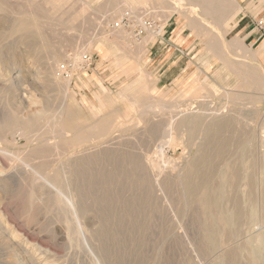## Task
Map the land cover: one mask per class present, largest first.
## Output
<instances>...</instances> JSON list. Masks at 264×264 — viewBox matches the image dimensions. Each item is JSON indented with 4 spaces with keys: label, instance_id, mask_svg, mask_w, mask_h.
<instances>
[{
    "label": "rangeland",
    "instance_id": "obj_1",
    "mask_svg": "<svg viewBox=\"0 0 264 264\" xmlns=\"http://www.w3.org/2000/svg\"><path fill=\"white\" fill-rule=\"evenodd\" d=\"M107 1L108 0L89 1V4L91 6L90 10L92 11H90V14H87L85 18V22H87L86 28L89 22H92L94 27L88 26L89 29L88 30L85 29L87 30V32H85L83 28L76 27L75 30L72 31V33L66 31L62 32V34L60 35L63 36V39L61 37L59 41L56 40V42L58 43L63 41L61 42L60 45L61 47L64 48H61V50L63 51H61L62 53L60 56L59 65L60 66L70 65V68L68 67L69 70L67 73L68 76L72 78L70 82V91L74 93V100H75L72 101V104L70 103V101L64 100L66 102V105L62 110H59L58 114L54 113V111H56L57 109L53 108V104L57 97V93L51 89L49 90L48 88L46 89V87H48L47 86L48 82L46 79L49 78V66L52 60L41 59L42 56L40 53H36L32 51L27 45H24L22 43L15 44L16 47L12 43L13 41L10 42L8 41L9 44H11L10 46L5 45V43L7 42L0 44V49H2V53H4L3 55H5V60H3L2 63H0V80H1L0 81L1 82L0 83L1 85L0 86V115H1L0 122L2 118L4 119L5 117L4 113H6L7 110H12L14 108L15 112L14 109L12 111L14 113H19L20 116V119L18 118L19 122L22 119H23L22 122H24V120H26L27 118L31 119L32 122L31 123L29 122V124L31 127V131H35L33 132L34 134L36 133L37 130L47 129L48 125H49L48 127L50 128L54 126L50 121L52 116L60 117V118L62 117L61 118L62 125L65 127V129L69 130L70 132L73 129V127L74 129H77L75 131L72 130L73 134L78 133L77 135H79L81 133L80 136L84 137L85 135H88L89 132H91V135L93 136V140H90V142L80 147L89 148L90 153L92 152L93 154L97 153L96 158L99 161L95 164L94 166L95 169L96 170L98 169L96 165H99L98 167H100V165L103 164L102 168H99L97 171L95 170L96 172H98L97 175L100 173L99 171H101V169L104 168L103 166H105L104 169L105 171L111 168L110 164H107L103 159L104 156L101 155V152H103V150L104 152L109 151V153L111 152V154L115 153L114 150H116V154L117 153L120 154L123 151L127 153L128 151L129 153L135 155L137 158H139L140 156V160L143 161L145 157L144 152H147L151 148V146L149 147L151 140L147 134L148 132L147 131L148 129L146 127L147 122L144 121L145 120L144 118H141L138 112L139 108L133 106L131 100L133 98L136 100H142L146 96L145 93L143 94L142 89L144 86H146V84H148V81H146V77H144V75L145 76L149 75L150 78L156 82L154 83V92L150 94L155 100L157 98L162 100L163 102H167V103L171 102L178 105V108L175 109V113H174V115L177 114L176 118L184 114L185 117H190L195 115L198 116L199 114H203V113H204L203 115H205L206 113V116L208 117L207 122L208 119L212 120L221 117L222 119L228 117L234 118L235 116L237 117V118L235 117V119H237L239 123L237 122L236 126L237 128H239V130H242L240 132H243L240 134H241V139L243 138V144L247 149L246 150L247 154L245 153L244 155L245 157L244 156L238 157V155H236L235 157L238 159V161L237 159L235 160V158H233L234 160H231V162L237 161L238 163L236 162L237 163L236 165H238L239 169L241 170L243 168V170L247 172L244 173L243 170L240 171L239 174L240 177L235 183L234 189L231 190V188L229 187L225 188V193L227 192L230 194L226 195V197L229 198L228 200L224 199L225 202L223 200L221 208L225 209L226 211L228 210L231 211L232 209L235 208L234 200H236L244 216H242V218L239 220L240 222H236V224L230 226L231 228L229 229L228 228L225 229L222 226H218L219 228H217V230L219 229L218 230L219 233L218 232L217 233L220 234L221 236L219 235V238L217 237L218 243H216L217 244L216 247L214 246L213 247L214 249H209V250L204 248L207 247L205 246L206 244L203 237L204 229L200 227H203L204 223L206 224V222H204L205 220L203 219V217L198 216V209L195 206L193 208V206H191L190 203L187 202L188 200L185 197V193L181 186L182 183L180 182L182 181L181 177L184 176V172H185L184 170L186 166H188L190 162H192L195 159L196 155H198L199 146L203 141L201 136H197L198 138L195 140L194 144L190 147L187 146L186 150H183V147L181 145H180L181 147L178 146L176 148L172 147L169 149V157L171 158L172 163L174 162V164H176L177 166L176 171H172V170L167 171L169 167L165 168L166 165H163L164 163L160 162V164L162 163L161 165L163 166H161L160 164L159 166L161 168H165L164 170L165 172L162 173L163 175L160 174V176L158 177L157 176L153 177L151 176L150 173H147L150 176L149 179L152 182L151 184H153L152 185L153 192L152 190L149 191V193L152 195V196L149 195V198L151 199L152 202L149 199L150 201V202L148 201L149 207L147 208L146 205L145 206L146 208L142 212L144 216L142 213H140L142 217L138 215V218H136L137 212L135 214L134 211H132L133 214L131 213V217L133 218V215L136 216L132 220L130 215L124 214L127 216L126 217L122 214L124 211L121 212L120 209H118V208H122L121 210H124L123 208L126 207L125 203H128L131 199V196L134 194L128 190H125L124 192L125 193L131 192L132 193L131 196L129 193H128L129 195H126L123 192L124 195L126 196L122 197V201L120 200L121 198L118 199L119 201H121L120 203H122L123 205L122 204L121 205L124 207H121V205L118 206L119 202L117 204L115 203V205L112 206L114 207L115 211L114 209L112 211L111 209L112 207L108 208L109 209V211H107L109 212L107 213L108 218L107 216H105L106 212L102 211L100 206H98L96 203L91 201L92 200L91 199L90 202L88 200L87 201L88 203L86 204L87 207L89 208V212H87L89 214L86 213V216L80 214L79 216V212H78L79 219L76 221H79L81 223L82 229H80L79 231L80 234H77V236L72 240L71 238L67 237L70 226L68 224L72 223L73 225H76L77 222L70 218L71 217L70 215H72L70 212L67 211L65 213L66 214L65 217L64 216L65 214L63 213L65 210L62 211L59 208L56 209V206H54L53 204L45 202L47 201L46 199H48V197L53 194L51 188L47 186L44 182L38 180L36 184L35 183L34 185L32 184V188L35 192V199L33 201L30 200L29 198L30 190L28 189H30L31 186H28V184H26L25 186L20 184L21 181L20 178L22 177V174H20L19 171H22L23 167H21V164L18 161L8 160L7 158L0 155V264H114V263L119 264V262L120 264H228V263L230 264L231 262H233V264H251L252 257L256 258V264H264V240H263L264 239V167H263L264 166V94L263 92L261 93L257 90H252L253 86L250 85L248 86L241 85L242 84L241 79L237 77V75L232 71V69L228 67L226 63L218 59L215 53H212L213 51L210 52L208 46H206L207 36L204 35L200 37L197 36V34L191 32L190 29L186 26L185 21L180 19L177 14L173 15L168 21H165L164 18L165 14L158 13V16L155 17V15L152 14V9L151 10L146 9L145 12L143 11L144 9H139L137 11L130 12L127 8H124V6H122V8L120 9V13H115L113 10H109L108 12H104L103 10L102 11L100 10V13L97 12L98 8H101ZM254 1L257 0H244L240 5L241 7L244 8L250 2H253L254 4ZM9 2L11 3L9 4ZM9 2H8L9 5L15 6L17 0L16 1L10 0ZM77 7H79V5L75 6V9ZM121 12L122 14L125 12L124 16L123 15L121 16ZM93 14L96 16H94ZM237 14L235 15V17L237 16ZM130 15H133L134 17ZM110 16L111 19H109ZM5 17L7 16H5L3 12H0V20L6 21ZM119 22H120L119 27H122L124 32L127 34L128 43H134V42L140 43L143 40L146 34V30H143L144 29L143 25L146 26V28H151V30L153 31L156 30L154 35V40L148 43L147 45H145L141 50V52L138 53V55L140 54L138 57L140 56L141 57L140 58L137 57L138 58L137 61L140 60L138 61L139 68L143 72H145L144 75H142L141 72L137 71L130 77L122 79L121 78L122 75L119 72L115 71V68L112 66L113 58H111V56L109 57V55L106 53L105 50L99 48L98 45L92 47L89 50L86 48V45L83 43L84 39L91 41H93L92 39H94V42H102L106 46V48L111 49L112 46L109 43V41L105 40V36L106 35L110 36L109 40H112V34L118 31L117 29H119L116 26L117 23ZM233 22L231 24L229 32L225 36V41L227 42V44L230 43L235 36H237L236 33L233 32V28H232ZM85 33L88 34L85 35ZM74 34H76L77 36H75ZM88 35L89 37H87ZM70 37L75 41L70 39ZM15 38H17V36ZM66 42L70 45H67ZM132 46L134 47V44H132ZM246 46L250 48V46L248 45ZM84 48L85 50L88 51L86 54L92 57L93 59L92 67L88 69H84L81 65L82 61L80 62V64H78L79 66L72 65L71 67L72 64L71 57H73L74 53H76L74 51L78 52L83 50ZM229 52H231L230 58L234 59L235 52H233L230 49ZM13 56H16V58L20 57L19 58L20 61H22V63L27 67V68L25 67L27 71L25 72L27 73V77L23 82L21 91L18 94H15L14 91L12 89L7 88V86L5 87L6 84H4L5 81L2 77L3 72L6 70L5 65H7L6 63L7 59ZM253 64L255 66L254 70L256 72H259L260 76L264 78V70L259 66L258 63L253 62ZM158 65L160 66L158 67ZM172 65H176V68L171 69L170 74L176 75L177 76L176 80L168 83L165 81L166 79H162V81L159 83L158 82L159 75L162 72L169 69V67ZM38 74L40 75L39 77ZM54 74L55 77L56 78L58 77L60 81L64 82L67 79L66 75L60 74V71L55 72ZM39 78L41 80H39ZM198 79H200L201 82H203L209 90L206 91L203 97L183 100L181 98V94H182L181 92L183 91V88H186L188 85H193L194 83H196ZM137 86L139 88H137ZM102 87L104 88L105 91H103ZM127 87L134 89V90L126 91L130 97L124 98L119 96L120 93L125 92V89H127ZM226 92L232 95L245 94L246 92H250L253 95V99L250 100L247 99V102L246 100L236 101L227 98L224 99ZM257 93H261L263 96ZM18 95L21 98L26 96L25 98L27 104L25 103L24 108H22L21 106L19 107ZM49 95L51 97H49ZM46 98L47 101H45ZM29 101H31L33 105L30 104ZM61 101H63V99L62 96L60 95L56 103L59 104ZM255 101L257 104H255ZM34 102H35V106H34ZM47 102L48 104H46ZM69 104L71 105L68 106ZM46 105H47V109L48 108L50 109V110L48 109L49 116L47 117V119L49 118L48 119L49 122L47 123L44 120L42 121L41 118L38 119V117L36 116L37 111H39L41 108L43 109V106L46 107ZM91 105H93L94 108H91L90 107ZM23 112L24 113L27 112V113L24 114ZM69 112H73V113H71L70 115ZM183 112L185 113L183 114ZM137 114L139 118L138 116H135ZM167 116L168 115L166 114H155V115L150 114L148 117L150 118L149 121H151L154 124L157 123L159 124V121L160 124L161 123L163 124L166 122L167 118H169ZM163 117H166V119H164ZM36 119L38 120L37 122ZM153 120L156 123L153 122ZM38 122H39V126L37 124ZM96 123L97 125H95ZM143 124L146 125L144 126ZM32 127H34L33 128L34 130H32ZM143 128L144 130H142ZM102 130L107 131L106 135L104 137H98L100 131ZM15 132L18 135H20L17 131ZM15 132H13L8 136V142H9L8 144L10 145L0 143V146L2 148H6L11 153H18L20 156H24L30 152L29 149L30 150L31 149L33 150V148L37 149L42 144L38 140H35L29 144L25 140V137L20 135L21 137L20 138L17 134H15ZM145 132L147 137L145 135L140 136ZM131 134H133V136ZM134 137L137 138V140ZM142 137L146 139L144 140ZM183 139L185 140V137ZM51 141L54 140L51 139ZM120 141H122L123 143L121 142L120 144ZM13 143L16 147L12 145ZM117 144H119L121 147ZM128 144L130 146H128ZM115 145L116 147H114ZM112 146L114 149L113 148L110 149V147ZM131 146L133 148H131ZM141 146L144 147V150L140 151V149H142ZM80 147H76L74 149L80 150L81 149ZM122 147L124 148V150L120 149ZM126 147H127V151L125 150ZM106 148L108 150H106ZM130 149L132 151H130ZM137 149L140 153L137 151ZM133 150L135 151L133 152ZM141 152H143V159L141 156L142 155ZM98 153H100L101 156ZM66 157L63 159L64 162L67 159ZM100 157H102L101 160L99 159ZM247 158H249L250 161ZM246 159L248 161H246ZM243 161L244 162L246 161V164H244ZM221 163L223 166H221L219 163L216 164L217 166L216 168H218L219 165V168L216 169V172L217 170L218 172H220L223 169V167L227 168L229 166V163H227L226 161L224 164L223 162ZM248 163H250L251 165ZM247 164L248 166L249 165L251 167L253 166L252 167L253 169L251 167H248ZM125 165L127 164L121 165L120 167L121 170L122 169L124 170V168H126L127 171L128 169H131V166L128 165L130 167L128 168V166ZM56 166L57 168H59L58 167L60 166L59 162H57L55 167ZM242 166H244L245 169ZM19 167L20 169H18ZM16 169H18L17 173H15L17 171ZM248 169L250 171L252 170L251 173H248L249 172ZM247 174L250 175L248 176ZM171 176L173 177L171 178ZM214 177H215L214 179H216L217 181L216 175ZM164 178L171 182L170 185L172 184V187H169V190L166 189L167 192H165L164 187L162 190L163 180H165ZM1 179H4L5 181H1ZM212 181L213 183L211 184V187H213L215 183V180ZM216 184L217 182L215 183V186L213 188L216 187ZM99 188L100 187H97L95 191L97 195H95L96 194L95 193L93 197L98 196L99 193L101 194V190ZM98 190L99 193L97 192ZM170 192L172 193V195ZM180 192H182V194ZM127 197L130 199H128ZM182 197L184 198V200ZM92 203L96 204V206L94 204L93 206ZM152 204H154V206ZM116 205L118 207H116ZM151 205L152 208L150 207ZM97 208L100 210H98ZM110 210L115 214L112 213ZM145 212H147L148 215ZM102 213H104L105 220H104V216L102 217L103 215ZM117 213L118 214L121 213V214L118 215ZM109 214L110 215L113 214L115 218L114 217L112 218L113 215H111L110 217ZM122 215H123V220H121L120 218L119 220L117 216L120 217ZM196 215L198 216V220ZM67 217L71 220V222H69L68 224L64 219ZM116 218L118 219V221H116L117 220ZM199 218L201 219V224L203 225L199 224L200 222L198 223V221H200ZM137 220L140 224L137 222ZM119 221L121 223L125 221L126 223L123 222L122 224H120ZM202 221L204 223H202ZM105 223H107L108 225H105ZM132 223H137V224H132ZM126 224L127 226H125ZM128 224L129 226H132L131 228L133 229L129 228ZM101 225L102 226L104 225L106 227H104L103 229ZM119 225H121L122 227ZM137 225L140 227L138 228ZM115 226L117 227L119 226V227L116 229ZM100 227L102 229H100ZM114 227L116 230H114ZM223 228L224 230H222ZM97 229L100 231H98ZM108 229L110 230L113 229L112 231H114L113 233L111 231L112 233L111 236L108 234L110 233ZM126 229H128V233ZM96 230L98 231L99 234L97 233ZM130 230H134L135 233L134 231L132 232ZM81 231L83 233L82 235H81ZM119 231L121 232L119 233ZM201 231L203 232V235L201 234L202 233ZM92 232H94V234ZM100 232H104L103 234L104 237L105 236L108 237L109 235V238L107 239V237H105L106 238L105 239L103 236L101 237ZM117 232L119 233V235ZM89 233L93 234V236L90 235ZM105 233L108 235H105ZM96 234L100 235L101 239L100 237H97ZM113 234H115L114 237L115 239L113 238L114 236ZM96 239L98 240L94 241ZM105 240L108 243H106ZM98 242L99 243L102 242L103 244L101 243V245H99ZM107 244L109 245V247ZM121 244L124 246H122ZM99 246L103 248L101 249L100 252H102V250L103 252H107V254L104 255L105 257L103 256V254L105 253L99 252L100 250ZM109 250L111 251V254ZM232 252L233 253L235 252L237 255H235V253L232 254ZM109 254L111 255V258H109L110 257ZM229 255H230L229 259L235 258L234 259L235 263L231 259L230 261L228 259L229 262L227 261Z\"/></svg>",
    "mask_w": 264,
    "mask_h": 264
},
{
    "label": "bare ground",
    "instance_id": "obj_2",
    "mask_svg": "<svg viewBox=\"0 0 264 264\" xmlns=\"http://www.w3.org/2000/svg\"><path fill=\"white\" fill-rule=\"evenodd\" d=\"M9 1L10 0H0V12H3L5 14V16H7V17H5L6 21L0 20V44L7 42V43H5V45L10 46L11 44H9V42L13 41L12 43L15 46V44H18V43L21 44L22 43L24 45H27L32 51H34L36 53H40L42 56L41 59L52 60L50 63V66H49V78L46 79L48 82V85L46 84L48 86V87H46V89L47 88H48V90L51 89L57 93V97L54 101L53 108L57 109L56 111H54V113L58 114L59 110H62L65 107V105H66L65 101L68 100L72 104V101H75V100H74V93H72L70 91V82H71L72 78H70L69 76L68 77L66 76L67 79L63 82V81H60L58 77L56 78L55 74H54L55 72H59V68H60L59 61H60V56L62 53L61 51H63V50H61V48H64V47L60 46L61 42H63V41L58 43V42H56V40L59 41V39L61 37L63 39V36L60 35V34H62V32L66 31V32L72 33V31H74L76 27H80V28H83L84 30L85 29L88 30L90 26H93V23L89 22L88 23L89 27L87 26V28H86L87 22H85V18L87 16V14H90V11H92V10H90V8H91V6L89 4L90 0H17L15 6L9 5L11 3ZM243 1L244 0H108L101 8H98L97 12L100 13V10L101 11L103 10L104 12H108L109 10H113L115 13H120V9L122 8V6H124V8H127L130 12H134V11H137L139 9H144L143 11L145 12L146 9L147 10L152 9V14H154L155 17L158 16V13L165 14L164 15L165 21H168L173 15L177 14L180 19L185 21L186 26L190 29L191 32L197 34V36H200V37L204 36V35L207 36L206 46H208L210 52L213 51L212 53H215V55L218 59H220L221 61L226 63L227 66L232 69V71L237 75V77H239L241 79V82H242L241 85L253 86L252 90H257L261 93L263 92V94H264V78H262L260 76L259 72H256L254 70L255 66H254L253 62H256V60H255L254 56L252 55L253 53L252 52L250 53V51L248 50V47H246L243 44L242 40L238 36H235L233 38V40L228 44L225 41V36L230 30V27H231V24L233 22L235 15L239 11H241V9H242L240 4ZM8 2H9V4H8ZM77 5H79V7H77L75 9V6H77ZM127 9H125V10H127ZM122 12H123V10H122ZM122 12H121V16L122 15L124 16V13L126 11L123 14H122ZM105 15H103V16H105ZM136 15H138V14H136ZM94 16H96V15H94ZM114 16H116V15H114ZM130 16H133V15H130ZM103 19H105V18H103ZM109 19H111V16ZM116 26L119 28V29L116 28L118 31L114 32L113 34L110 33V34H112V40H109L110 36L104 35L105 40L109 41V43L111 44V46H112L111 49L106 48V46L102 42H94V39H92L93 41L84 39L83 43L86 45V48L89 50L92 47H95L96 45H98L99 48L105 50L106 53L109 55V57L111 56V58H113V65L112 66L115 68V71L119 72L122 75L121 76L122 79L130 77L131 75H133L137 71L141 72V74L144 75L145 72H143L139 68L138 61H140V60L137 61V59L141 57V56L138 57L140 55V54L138 55V53L141 52V50L143 49V47L145 45H147L148 43H150L154 40V35H155L156 30L153 31V30H151V28H146V26L143 25L144 29L143 28L142 29L146 30V34H145V37L143 38V40L140 43H136V42L128 43L127 42V34L124 32L122 27H119L120 22L117 23ZM60 30H62V31H60ZM87 30H85V32H87ZM88 32H91V31H88ZM67 34H70V33H67ZM87 34L88 33H85V35H87ZM74 35L77 36L76 34H74ZM16 36H17V38H15ZM87 37H89V35ZM95 37H96V35H95ZM99 37H101V36H99ZM129 38H130V36H129ZM68 39H69V37H68ZM70 39H72V38L70 37ZM80 39H81V37H80ZM72 40H74V39H72ZM103 40H104V38H103ZM77 41H78V39H77ZM69 42H71V41H69ZM64 44H63V46H64ZM66 44L70 45L67 42H66ZM132 44H134V47L132 46ZM5 45H4V47H5ZM74 46H76V45H74ZM203 46H204V44H203ZM6 48H7V46H6ZM229 49L232 50L233 52H235V55H234L235 58L234 59L230 58L231 52H229ZM13 52H14V50H13ZM74 52H76V53H74L73 57H71V63H72L71 67H72V65L79 66L78 64H80V62L82 61L83 56L87 55L86 53L88 51L85 50V48H84L81 51H78V52L74 51ZM3 54L4 53H2V49H0V63H2L3 60H5V55H3ZM142 54H144V53H142ZM16 56L8 58L7 62L4 61L7 63V65H5L6 70L3 72L2 77L5 81L4 84H6L5 87L7 86V88L12 89L15 94H18L21 91V87L23 85V82L25 81V79L27 77V73H25V72H27L26 71L27 67L22 63V61H20V59H19L20 57L16 58ZM35 65H36V63H35ZM3 69H4V67H3ZM39 76L40 75L38 74V77ZM144 77H146V81H148V84H146V86H144L143 89L142 88L141 89L143 90L142 91L143 94L145 93L146 96L142 100H136L133 97H132L133 99L131 100L132 105L139 108L138 112H139L141 118H144L145 119L144 121L147 122V125L146 124H143V125L144 126L146 125V127L148 129L147 134L151 140L150 141L151 143L150 144L148 143L149 147L151 146V148L147 152H144L145 153L144 159H143V152H141L142 153L141 156H142L143 161L140 160V156H139V158H137L135 155H133L127 151V147L130 146L129 144H128V146L126 145L127 147L125 149L127 151V153H125L124 151H123L124 152L123 153L120 150L123 154L122 153L116 154V150H114V152H115L114 154H111V152L109 153V151L104 152V150H103L104 153L101 152V155L104 156L103 159L105 160V162L107 164H110L111 168L108 169L107 171H105L104 170L105 166H103L104 168L101 169V171H99L100 173L97 175L98 172H96V171L99 168H102V165H103V164L100 165V167H98L99 165H96L98 169L97 170L95 169L94 166L99 161L96 158L97 153L96 154H93V152L90 153L89 148L80 147V146L85 145L88 142H90V140H93V136L91 135V132H89L88 135H85L84 137L80 136L81 133L79 135H77L78 133L73 134L72 130L75 131L77 129H74V127H73V129L70 132L69 130L65 129V127L62 125V119H61L62 117L60 118V117H53L52 116L50 121L52 122V124L54 126H52L50 128V127H48L49 125L47 124L48 125L47 129L37 130L36 133L34 134L33 132H35V131H31V127L29 124V122L30 123L32 122L31 119L25 118L26 120H24V122H22L23 119L21 118L22 120L19 122L18 121V118L20 119L19 113H14L15 112L14 108H13L14 112L12 111L13 110L12 108H11L12 110H7V112L4 113V116H5L4 119L2 118V120L0 122V143L10 145V144H8L9 143L8 142V136L10 134H12L13 132L17 131L21 136L25 137V140L29 144L35 140L40 141L42 144L37 149L36 148H33V150L29 149L30 152L24 156H20L18 153H11L6 148H2L0 146V155L7 158L8 160L18 161L21 164V167H23V170L21 169L22 171H19V173L22 174V177L20 178V180H21L20 184H22L23 186H25L26 184H28V186H31L30 189H28V190H30L29 191L30 200L33 201L35 199V192L32 188V184L33 185H34V183L36 184V182L38 180L42 181L47 186H49L51 188V190L53 191V194L50 195L48 197V199H46L47 201H45V202L53 204L54 206H56V209L59 208L62 211L65 210L63 212L64 214L67 211L70 212L72 215H70V214L69 215L71 216L70 218L72 220L76 221L79 219L78 212H79V216H80V214L86 216V213L89 212V208L87 207L86 204L88 203L87 201L89 200V202H90L91 199H92L91 201H93L98 206H100L102 211L106 212L105 216H107V218H108V214H107V213H109V212H107V211H109L108 208H111L113 205H115V203L117 204L118 202H119L118 206H120L122 204V203H120L122 201V197L129 195V194L131 196L132 193H134V194L131 196V199L128 198L129 196L127 197L128 199H130V201L128 203H125L126 207L123 208L124 210H121L122 208H118V209H120L121 212L124 211L122 213L123 215L124 214L130 215V217H131L132 211H134L135 214L137 212V217L135 215H133V218L134 217L138 218V215H140V213H142L146 207L147 208L149 207L148 205H149V202L151 201V199L149 198V195H151L149 193V191L152 190L153 184H151L152 182L149 179L150 176L147 173H150L151 176H153V177H155V176L158 177V176H160V174L165 172L164 171L165 168L169 167L170 170L167 169V171H171V170L176 171L177 166H176V164H174V162L172 163V160L169 157V149L172 147L176 148V147L181 145L183 147V150H186L187 146L190 147L194 144L195 140L198 138L197 136H201L203 141H202L201 145L199 146L198 155H196L195 159L192 162H190V164L188 166H186V168L184 170L185 171L184 176L181 177L182 181H180V182L182 183L181 186H182L183 191L185 193V197L188 200L187 202H189L190 205L193 206V208L195 206L198 209V216L203 217V219L205 221L203 219L202 220L204 222H206V224H205L202 221V223H204V226L200 227V228L204 229V231H203L204 235H203V232L201 231L202 232L201 234L203 235L204 241L206 244L205 246H207L204 248L208 249V250L214 249L213 247L214 246L216 247V245H217L216 243H218L217 239L219 238V235H220V234H218L219 229L217 230V228H219L218 226H222L225 229H227V228L229 229V228H231L230 226L236 224V222H240L239 220L242 218V216H244V214H242L240 206L237 204L236 200H234L236 202V205L234 202L235 208L233 207L234 209H232L231 211H229V210L226 211L225 209L221 208L223 200L224 199L228 200V198H229V197H226V195L230 194L227 192L225 193V188L229 187V188H231V190L234 189L235 188L234 185L240 177L239 176L240 171L243 170V168L240 170L238 165H236L238 163L237 162L238 159L235 157L236 155H238V157L239 156L242 157L245 155V153L247 154V152H246L247 149L245 148V146L243 144V138L241 139V134H240L243 132H240L242 130H239V128H237V126H236V124L238 122V120L235 119L236 116L234 118L228 117V118L222 119V117H221V118H217V119L215 118L212 120L208 119V122H207L208 117L206 116V113H205V115H203L204 114L203 113V114H199L198 116L195 115V116L185 117V114H184L185 112H183L184 115H180L176 118L177 114L174 115V113H175V109L178 108V105H176L175 103H171V102L170 103L163 102L162 100L157 99L156 97H155L156 98V100H155L150 93L154 92V83H156V82L153 79H151L149 75H146V76L144 75ZM40 78H39V80L42 79V78L41 79ZM140 80H139V82H140ZM32 82H33V80H32ZM32 85H34V84H32ZM138 86H137V88H139ZM133 88H134V86H133ZM133 88L127 87V89H125V92L120 93L119 96L124 97V98H129L130 96L127 94L126 91L134 90ZM5 90H7V89H5ZM207 90H209L207 88V86L203 82H201L200 79H198L196 81V83H194L193 85H188L186 88H183V91L181 92L182 93L181 98L183 100L200 98V97H203V95L206 93ZM103 91H105L104 88H103ZM50 93H52V92H50ZM241 93H243V92H241ZM261 93H257V94L260 95ZM5 94H7V93H5ZM8 94H9V92H8ZM60 95L62 96L63 101H61L59 104H57L56 102L59 99ZM25 97L26 96L21 98L18 95L19 107L21 106L22 108H24V105L26 103ZM49 97H51V96L49 95ZM29 98H31V97H29ZM225 98L231 99V100H236V101L246 100V102H247V99L248 100L253 99V95L250 92H246L245 94H236V95H232V94L226 92L224 99ZM31 101H29V102H30V104L33 105V103H31ZM45 101H47V98ZM99 101H100V98H99ZM184 103H185V101H184ZM248 103H246V104H248ZM43 104H44V102H43ZM46 104H48V102ZM71 104H69L68 106H70ZM255 104H257L256 101H255ZM9 106H11V105H9ZM34 106H35V102H34ZM253 106H255V105H253ZM90 107L94 108L93 105H91ZM48 109H47V105H46V107L43 106V109L42 108L40 110L36 109V110H39L36 113V116L38 117V119L41 118L42 121L44 120L46 123L49 122L48 121L49 118L47 119V117L49 116L48 112L50 109L49 110ZM51 109H52V107H51ZM26 113H24V114H26ZM69 113L71 115V113H73V112H69ZM150 114H154V115L155 114H166V115H168L167 117H169V118H167L166 122L164 120L165 123H163V124L162 123L160 124V121H159V124L158 123L154 124L151 121H149L150 118L148 116ZM31 115H32V113H31ZM63 115H64V112H63ZM72 116H74V115H72ZM135 116H138V114ZM75 117H76V115H75ZM138 118H139V116H138ZM160 118H161V116H160ZM163 118L166 119V117H163ZM34 119H35V117H34ZM128 120H129V118H128ZM37 121L38 120L36 119V122ZM39 122L37 123L38 126H39ZM139 122H141V121H139ZM153 122H155V121L153 120ZM95 125H97V123ZM144 126H142V127H144ZM34 127H32V130H34L33 129ZM140 129H141V127H140ZM142 130H144V128ZM245 130H246V128H245ZM132 131H133V129H132ZM139 131H141V130H139ZM82 133H84V132H82ZM106 133H107L106 130H102V131H100V134L98 135V137H104L106 135ZM133 133H134V131H133ZM15 134H17V133L15 132ZM20 135H18V136L20 137ZM128 135H130V134H128ZM131 135L133 136V134H131ZM135 135H136V133H135ZM142 135L146 136V132L144 134H141L140 136H142ZM182 137L183 138L185 137V140ZM242 137H244V136H242ZM60 138L62 141L60 140ZM51 139H53L54 141H51ZM135 139L137 140V138H135ZM139 140H142V139H139ZM121 142L122 141H120V144H121ZM137 142H139V141H137ZM137 142H135V143H137ZM143 143H144V141H143ZM140 144H141V141H140ZM12 145L14 147H16L14 145V143ZM117 145H119V144H117ZM26 146H28V145H26ZM132 146H131V148H133ZM76 147H80L81 149L75 150L74 148H76ZM114 147H116V145ZM111 148H113V146L110 147V149ZM120 149L124 150L123 147ZM106 150H108V149L106 148ZM117 150H118V148H117ZM141 150H144V147H142V149H140V151ZM130 151H132V150L130 149ZM134 151L135 150H133V152ZM137 151H138V149H137ZM98 154L100 155V153H98ZM136 154H138V153H136ZM249 155H250V153H249ZM65 157L67 159L64 162L63 159ZM248 157H250V156H248ZM233 158H235V160L237 159V161L231 162V160H234ZM96 159H97V161H96ZM99 159L101 160L102 157H100ZM240 159H242V158H240ZM247 159L249 160V158H247ZM247 159H246V161H248ZM225 161L227 163H229V162H231V163H229V166L227 168L223 167V169L220 172H218V170H217V172H218L217 173L216 169L219 168V165H218V168H216L217 167L216 164L219 163L221 166H223L221 162H223V164H224ZM246 161L245 162L243 161L244 164H246ZM57 162H59V164H60V166H58L59 168H57V166L55 167ZM160 162H163L164 163L163 165H166V167L161 168L159 166ZM250 163H248V164H250ZM123 164H127L125 166H128V165L131 166V169H128V171L126 170V168H124L125 171L123 169L121 170L120 167ZM248 164H247V166H248ZM163 165H161V166H163ZM250 165L248 167H251ZM106 166H108V165H106ZM129 166H128V168H130ZM240 167H241V165H240ZM242 167H244V166H242ZM248 167H246V168H248ZM14 168H16V167H14ZM18 169H20V167ZM18 169H16L17 170L16 172L14 170V172L17 173ZM244 169H245V167H244ZM248 171H249L248 173H251L252 170L250 171L248 169ZM95 172H96V174H95ZM177 172H179V171H177ZM215 172H216V174H215ZM246 172L244 171V173H246ZM171 173H173V172H171ZM170 175H169V177H170ZM215 175H216L217 181H216V179H214ZM172 177L173 176H171V178ZM165 180H163L162 190L164 187L165 192H167L166 189L169 190V187H172V184L170 185L171 182L169 180H166V181ZM212 180H215V183L217 182L215 188H213L215 186V183H214L213 187H211V184L213 183ZM1 181H5V180L1 179ZM161 184H159V185H161ZM97 187H100L99 189L101 190V194L99 193V190H98L97 192L100 195L98 194V196L93 197V195L96 193L95 191H96ZM125 190L131 191L132 193L128 192V191H126V192H128L129 194L125 193L124 192ZM123 192L126 195H124ZM152 192H153V190H152ZM180 193L182 194V192H180ZM50 194H51V192H50ZM95 195H97V193ZM171 195H172V193H171ZM173 196H174V193H173ZM228 196H230V195H228ZM231 196H232V194H231ZM119 198H121L120 199L121 201L118 200ZM149 199H150V201H149ZM152 199H153V197H152ZM183 200H184V198H183ZM147 202H148V204H147ZM224 202H225V200H224ZM94 203H92V205ZM96 204H94V205L96 206ZM122 205H121V207H124ZM152 205L154 206V204H152ZM152 205L150 206L151 208H152ZM118 206L116 205V207H118ZM111 209L113 211L114 207H112ZM98 210H100V209H98ZM114 211H115V209H114ZM112 213H114V212H112ZM145 213L147 214V212H145ZM87 214H89V213H87ZM102 214H103L102 215V217H103L104 213H102ZM119 214H121V213H119ZM111 215H113V214H111ZM111 215H110V217H111ZM123 215L120 217L117 216V218L118 219L120 218L121 220H123ZM126 215H124V216H126ZM60 216H61V213H60ZM64 216L66 217V214ZM105 216H104V220H105ZM143 216H144V214H143ZM198 216L196 215L197 220H198ZM113 217H114V215L112 216V218ZM140 217H142V215H140ZM107 218H106V221H107ZM131 218H129V219H131ZM133 218H132V220H133ZM64 219L66 220L67 224L69 222H71V220L68 217L64 218ZM116 219H113V220H116ZM118 219L116 221H118ZM149 219H150V217H149ZM76 222H77L76 225H73L72 223L68 224L70 226H69L68 234L67 233L66 234H67V237L71 238V240L73 238H75L77 236V234H80L79 231H80V229H82L81 223L79 221H76ZM123 222H125V221H123ZM128 222H129V220H128ZM137 222H138V220H137ZM122 223L120 222V224H122ZM198 223L201 224V219H200V221H198ZM130 224H131V222H130ZM132 224H137V223H132ZM105 225H108V224L105 223ZM114 225H115V223H114ZM201 225H203V224H201ZM119 226H121V225H119ZM125 226H127V224ZM74 227H76V228H74ZM102 227L104 229V227H106V226L103 225ZM115 227H116V229L118 228L117 226H115ZM115 227H114V230H116ZM128 227L131 228L132 226H129V224H128ZM139 227L140 226H138V228ZM224 228L222 230H224ZM100 229H102V228L100 227ZM110 229H108V230L111 233V231L113 229L112 230H110ZM131 229H133V228H131ZM203 229H201V230H203ZM126 230L128 233V229H126ZM126 230H125V232H126ZM134 230H130V231L133 232ZM222 230H221V232H222ZM98 231H100V230H98ZM98 231H97V233H98ZM106 231H107V229H106ZM113 232L114 231H112V233ZM120 232L121 231H119V233ZM92 233L94 234V232H92ZM110 233H108V234L111 236L112 233L111 234ZM117 233H116V235H117ZM119 233H118V235H119ZM134 233H135V231H134ZM82 234L83 233L81 231V235ZM93 234H90V235L93 236ZM98 234H96L97 237H100V235H101V237L102 236L104 237V235H103L104 232H100V235H98ZM108 234L105 233V235H108ZM109 235H108V237L107 236H105V237H107V239H108ZM113 235H114L113 236V238H114L115 234H113ZM85 236H87V235H85ZM101 237H100V239H101ZM111 238H110V240H111ZM91 239H92V237H91ZM98 239H96L94 241H97ZM101 243L102 242H100L99 245H101ZM106 243H108V242L106 241ZM201 243H202V241H201ZM122 246H124V245H122ZM99 247H100V250H99V252H100L101 249H103V248H101V246H99ZM103 247H104V245H103ZM108 247H109V245H108ZM104 251H105V249H104ZM100 253H105V254H103V256L107 254V252H103V250ZM234 253L232 252V254H234ZM110 254H111V251H110ZM232 254H231V256H232ZM235 255H237V254L235 253ZM229 257H230V255L228 256L227 261H228ZM234 257H237V256H234ZM109 258H111V255ZM230 259H229V261H230ZM234 259L232 258L231 260L234 261ZM234 263H235V261H234ZM119 264H120V262H119ZM230 264H233V262H231ZM251 264H256V258L252 257Z\"/></svg>",
    "mask_w": 264,
    "mask_h": 264
},
{
    "label": "crops",
    "instance_id": "obj_3",
    "mask_svg": "<svg viewBox=\"0 0 264 264\" xmlns=\"http://www.w3.org/2000/svg\"><path fill=\"white\" fill-rule=\"evenodd\" d=\"M258 19H264V0L254 1V4L250 2L246 7H242L234 18L232 28L243 44L250 46L248 50L253 53L252 55L259 66L264 69V36L256 25ZM173 68H176V65H172L162 72L158 77V82L160 83L162 79H166L165 81L168 83L176 80L177 76L170 74Z\"/></svg>",
    "mask_w": 264,
    "mask_h": 264
},
{
    "label": "built area",
    "instance_id": "obj_4",
    "mask_svg": "<svg viewBox=\"0 0 264 264\" xmlns=\"http://www.w3.org/2000/svg\"><path fill=\"white\" fill-rule=\"evenodd\" d=\"M256 25L262 31V35L264 36V19H258V21L256 22ZM81 65L84 69H88V68L92 67V65H93L92 57H90L88 55H84L82 58ZM68 67L70 68V65H61L60 69H59L60 74L66 75L68 77V73H67L69 70Z\"/></svg>",
    "mask_w": 264,
    "mask_h": 264
}]
</instances>
